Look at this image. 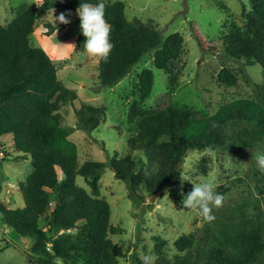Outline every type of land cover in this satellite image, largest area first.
I'll return each instance as SVG.
<instances>
[{
	"label": "trees",
	"instance_id": "16d2710c",
	"mask_svg": "<svg viewBox=\"0 0 264 264\" xmlns=\"http://www.w3.org/2000/svg\"><path fill=\"white\" fill-rule=\"evenodd\" d=\"M250 1L252 9L244 8L242 13L245 24L234 22L223 36L225 55L248 65L259 63L264 70V0ZM84 2L100 3L45 0L43 6L29 7L7 25L0 24V136L13 133L16 150L24 152L21 155L26 159L31 157L33 166L22 184L26 205L10 208L0 203V210L18 232L35 237L38 264H59L60 259L66 264H119L121 253L111 234L124 229L112 223L111 203L101 192L100 180L108 162L91 159L81 163L78 144L70 138L72 128L63 124L62 108L74 103L79 94L59 78L48 52L30 40L37 22L51 10L77 11ZM104 4L113 46L107 61L99 60L101 85H117L147 52L154 51L153 63L171 75L172 87L178 79L183 35L175 32L165 37L153 21L129 19L121 0ZM47 24L48 35L61 27ZM199 37L202 46L217 49ZM85 39L81 32L82 48ZM219 79L229 85L238 80L227 66L219 72ZM154 82V71L144 68L140 100L151 95ZM255 94L197 119L189 109L168 101L170 92L162 96L165 102L158 108L143 110L134 101L128 122L136 126L129 144L133 150L145 151L157 173L144 176L142 157H112L109 163L116 176L128 182L129 197L138 203L137 188L143 181L150 190L175 183L171 190L177 195L180 169L191 150L236 153L264 145V80L255 83ZM77 114L78 129L92 132L101 124L105 108L84 103ZM78 176L85 178L91 191L77 183ZM227 190L221 187L220 193ZM214 216L212 222L205 221L199 237L190 233L176 240L182 253L174 260L161 256L155 264H264V207L258 199L243 195ZM157 239L161 241L157 250L162 252L167 241Z\"/></svg>",
	"mask_w": 264,
	"mask_h": 264
},
{
	"label": "rangeland",
	"instance_id": "374dc122",
	"mask_svg": "<svg viewBox=\"0 0 264 264\" xmlns=\"http://www.w3.org/2000/svg\"><path fill=\"white\" fill-rule=\"evenodd\" d=\"M100 3L118 0H99ZM126 4L129 19L143 22L153 21L163 35L180 32L184 37L183 53L178 60V79L170 86V74L153 63L154 51L147 52L133 67L131 73L113 87L100 83L99 57L86 54L80 45V18L77 11L51 10L40 19L30 36L31 44L45 49L58 67L59 78L70 88L76 89L79 98L62 108L63 124L72 128L70 138L78 144L80 162L97 160L108 162L100 180L101 192L112 206V223L124 230L111 234L120 255L119 264H138L141 253L149 249L157 262L161 256L174 260L182 253L175 245L183 235H201L205 220L194 210L183 208L182 200L193 190L194 185L214 178L215 191L224 197L223 206L213 207L212 214L221 212L228 204L242 200L251 194L264 207V173L255 160V154L264 153V145L236 153L194 149L186 156L181 166L176 188L172 194L171 183L155 201L152 198L158 189L150 190L145 181L137 188L138 203L129 197V184L119 179L110 165V159L132 154L144 158V176L155 175L156 168L145 151L133 150L129 138L136 124L128 122L132 103L139 101L143 110L158 108L162 96L170 92L172 104L189 109L194 118L210 116L221 106L238 98H252L255 83L264 80V70L259 64L248 65L225 55L223 36L230 31L234 22L244 25V8L252 9L250 0H121ZM29 7H39L31 0H0V24L7 25ZM64 13L70 20L62 24L55 16ZM61 26L48 35V24ZM56 27V26H55ZM199 35L206 41L201 45ZM224 66L237 75L236 85L219 79ZM144 68L154 71L155 82L151 95L139 99L140 73ZM87 103L105 108L101 124L92 132L78 129L77 110ZM15 148L14 134L0 136V203L10 208L23 207L26 199L22 184L32 171V159H26ZM61 173V171H60ZM183 174L187 181L182 180ZM77 183L91 191L83 176ZM221 187L230 190L220 193ZM47 229V228H46ZM50 233V232H49ZM165 239L162 252L157 244ZM35 237L23 235L7 223L0 210V264H38L33 251ZM51 245V244H49ZM59 264H66L58 260Z\"/></svg>",
	"mask_w": 264,
	"mask_h": 264
},
{
	"label": "clouds",
	"instance_id": "9594fccd",
	"mask_svg": "<svg viewBox=\"0 0 264 264\" xmlns=\"http://www.w3.org/2000/svg\"><path fill=\"white\" fill-rule=\"evenodd\" d=\"M45 0H31V4L43 6ZM80 18V28L83 36L86 38L83 49L91 57H99L107 61L112 43L110 41V25L105 18V4L81 3L77 8ZM59 21L62 24L70 23V20L64 13L55 16V23ZM255 160L259 170L264 173V153L255 154ZM182 175V180L187 178ZM193 190L184 196L182 200L183 208L194 210L206 222L215 220L212 214L213 207L220 208L223 206L224 197L215 191L214 178H209L201 183L193 184ZM141 264H155L156 257L151 252L140 254Z\"/></svg>",
	"mask_w": 264,
	"mask_h": 264
},
{
	"label": "water",
	"instance_id": "95a60500",
	"mask_svg": "<svg viewBox=\"0 0 264 264\" xmlns=\"http://www.w3.org/2000/svg\"><path fill=\"white\" fill-rule=\"evenodd\" d=\"M171 183H172V182H168V183H165V184H163L162 186H160V188L155 192V194H154V196H153V198H152V201H155L156 198H157V196H158L159 194H161V192H163L164 189H165L167 186H169Z\"/></svg>",
	"mask_w": 264,
	"mask_h": 264
}]
</instances>
